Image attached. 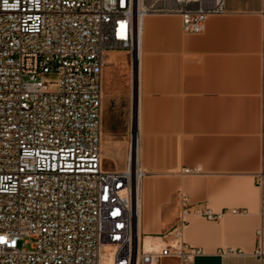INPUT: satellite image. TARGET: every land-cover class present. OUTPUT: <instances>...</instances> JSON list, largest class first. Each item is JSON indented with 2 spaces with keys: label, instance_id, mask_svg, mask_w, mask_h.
<instances>
[{
  "label": "built area",
  "instance_id": "1",
  "mask_svg": "<svg viewBox=\"0 0 264 264\" xmlns=\"http://www.w3.org/2000/svg\"><path fill=\"white\" fill-rule=\"evenodd\" d=\"M225 12V0H0V264H193L203 254L183 240L187 208L170 244L146 250L138 237L133 136L123 169L102 156L103 69L112 51L136 66L147 15L179 16L197 34ZM27 237L31 249L20 247Z\"/></svg>",
  "mask_w": 264,
  "mask_h": 264
},
{
  "label": "crops",
  "instance_id": "2",
  "mask_svg": "<svg viewBox=\"0 0 264 264\" xmlns=\"http://www.w3.org/2000/svg\"><path fill=\"white\" fill-rule=\"evenodd\" d=\"M225 9L197 34L179 16H145L140 81L127 51L107 53L102 152L123 169L133 136L143 237L170 244L187 208L183 240L203 251L193 264H264V0Z\"/></svg>",
  "mask_w": 264,
  "mask_h": 264
},
{
  "label": "bare ground",
  "instance_id": "3",
  "mask_svg": "<svg viewBox=\"0 0 264 264\" xmlns=\"http://www.w3.org/2000/svg\"><path fill=\"white\" fill-rule=\"evenodd\" d=\"M145 17L141 20V29L139 34V50H138V58L136 59V68H137V79L140 81V74H141V68H142V60H143V48H142V41H143V22ZM112 60L107 59L106 63H111ZM139 148V145H138ZM103 156V152H102ZM132 161H133V169L137 170V180H136V186H137V194H138V216L136 219V226H137V233L138 237L142 240V229H141V218H142V189H141V183L144 177L146 176V170L143 168V166L140 163V156L138 152V158L136 159L134 150L132 153ZM145 191V190H144ZM144 194V193H143ZM146 239H148V242H152L155 246H162L164 245V242L162 239L157 238V241H153L156 237L146 236Z\"/></svg>",
  "mask_w": 264,
  "mask_h": 264
},
{
  "label": "rangeland",
  "instance_id": "4",
  "mask_svg": "<svg viewBox=\"0 0 264 264\" xmlns=\"http://www.w3.org/2000/svg\"><path fill=\"white\" fill-rule=\"evenodd\" d=\"M127 53V56L128 57H131L130 56V54L128 53V52H126ZM129 62H130V59H129ZM129 72L130 73H132L133 72V74L134 75H136V73H137V68H136V66L134 67V69H132V71H131V63L129 64ZM46 80L48 81V82H50V86H51V88L52 89H55L56 88V86H57V81H58V77H57V75L56 74H53V73H49V74H46ZM102 119H103V131H104V125H105V117H104V115L102 114ZM103 138H104V135H103ZM129 146H130V143L129 142H127L126 144H125V146H124V152H125V155H124V165H123V167H125L126 166V162H127V158H128V155H129ZM115 160H118V159H116V157L115 156H113L112 158H111V162L110 161H105L106 162V164L108 165V163L110 164H112L113 166L114 165H116V161ZM148 236V235H147ZM152 237V236H151ZM152 239H154L153 241H157V238H152ZM26 243H25V241H22L21 242V244H20V247L21 248H26V249H31L32 248V245H33V239L32 238H30V237H27L26 239ZM141 241H144V247H145V249L146 250H152V249H159V248H161V247H164L165 246V243H164V245H162V246H155V245H153V243L152 242H148V239H146L145 237H143L142 236V240ZM23 243H25L24 245H23Z\"/></svg>",
  "mask_w": 264,
  "mask_h": 264
}]
</instances>
